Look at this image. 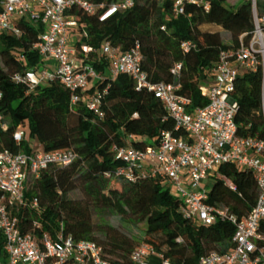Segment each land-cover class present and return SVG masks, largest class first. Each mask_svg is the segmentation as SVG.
I'll return each instance as SVG.
<instances>
[{"label": "trees", "instance_id": "16d2710c", "mask_svg": "<svg viewBox=\"0 0 264 264\" xmlns=\"http://www.w3.org/2000/svg\"><path fill=\"white\" fill-rule=\"evenodd\" d=\"M3 1L0 0V12ZM94 1L110 4L116 0ZM208 1V10L202 4L185 3L184 11L176 14L175 0H135L133 7L104 22L77 7L68 14L76 16L79 22L72 29L82 35L76 42L78 48L85 43L99 49L104 41L122 51L139 45L148 79L153 83L181 84L178 92L191 99L190 108H196L207 104L200 84L212 76L211 67L218 62L221 52L237 49L240 36L247 33V42L253 30L251 0H245L235 10L227 6L229 0ZM16 23L22 31L19 37L0 34V149L30 151V141L35 139L45 152L72 149L77 154L68 165L52 164L41 171L40 177L28 176V205L17 211L21 230L38 236H54L62 230L76 240H93L104 247L113 264H132V252L142 244L176 264H198L210 252L231 250L235 246V226L221 220L204 224L185 216L181 212L182 201L165 176L146 175L130 181L116 175L122 162L116 159L115 145L144 148L162 131L183 134L176 129L162 101L147 88L138 89L127 74L112 79L110 64L99 53L91 54L88 62L104 77L91 79L81 95L87 98L97 91L103 116L92 112L84 99L71 106V91L58 81L47 82L28 93L29 87L16 83L13 75L40 69L43 59L32 46L45 28L29 17L16 19ZM206 26H215L216 30L205 29ZM83 29L88 36L83 35ZM223 31L228 35L227 41L223 40ZM186 41L196 47L184 51L182 44ZM177 64H182L179 76L172 73ZM262 78L261 70L246 73L238 80L236 91L240 103L238 118L252 123L248 134L257 137H264L259 114ZM26 123L29 136L18 145L14 133ZM2 124L8 128L4 130ZM217 172L231 180L236 190L222 179L213 178L208 203L224 204L239 217L247 215L258 196L254 173L230 164L221 165ZM75 191L80 192V197H71ZM33 198H38L39 207L31 209ZM107 213L145 223L144 237L132 238L111 224L95 222L94 215L101 218ZM6 260L5 238L0 230V261Z\"/></svg>", "mask_w": 264, "mask_h": 264}, {"label": "built area", "instance_id": "2783aa9c", "mask_svg": "<svg viewBox=\"0 0 264 264\" xmlns=\"http://www.w3.org/2000/svg\"><path fill=\"white\" fill-rule=\"evenodd\" d=\"M185 3H198L210 8L208 0H175L176 14L184 11ZM135 0H116L110 4L94 0H4L0 12V34L19 37L21 29L16 19L29 17L35 23H42L45 30L33 44L43 63L51 59L55 68L28 69L17 72L13 80L26 84L29 92L51 81H58L71 91L70 105L76 106L81 100L87 107L103 116L100 109L101 95L95 91L87 98L81 92L87 90L91 79H102L88 62L91 54L99 53L109 62V76L113 79L124 73L137 84V88H147L165 105L182 135L165 130L144 148L115 145L116 159L122 162L116 175L130 181L141 176H165L176 195L182 201L181 212L196 218L204 224L217 220L229 221L235 226L233 241L235 246L224 253L213 251L199 260L198 264H264V137L248 134L252 123L239 120L240 103L236 97L238 80L246 73L262 71L261 109L259 111L264 126V0H251L253 30L246 42L244 33L240 36L237 49L223 50L218 62L211 67L212 76L200 84L207 104L190 108L191 99L178 91L181 84L158 82L148 79L143 70V57L139 45L129 51L104 41L99 49L83 43L79 48L72 46L70 31L79 26L76 16L68 11L77 7L95 15L101 22L119 11L133 7ZM83 35L88 36L85 29ZM196 47L186 41L182 44L188 52ZM182 64H177L172 73L179 76ZM3 92L0 88V104ZM0 123L3 114L0 110ZM6 130L7 125L2 124ZM21 145L27 133L19 128L13 136ZM30 151L0 149V230L5 238L7 260L0 264H113L99 243L81 239L59 231L52 236H40L21 230L17 211L27 206L26 188L30 174L40 177L41 171L52 164L68 165L77 154L72 149L45 152L38 143L30 141ZM223 164L234 165L254 173L258 196L251 211L239 217L231 213L224 204H209L210 189L205 185L211 178L222 179L232 190L235 184L224 174L217 172ZM31 209L39 207L38 198L29 204ZM36 223V222H34ZM63 227V224H62ZM63 229V228H62ZM157 254L152 247L142 244L131 254L132 264H152L151 256ZM158 264H176L161 254Z\"/></svg>", "mask_w": 264, "mask_h": 264}, {"label": "rangeland", "instance_id": "374dc122", "mask_svg": "<svg viewBox=\"0 0 264 264\" xmlns=\"http://www.w3.org/2000/svg\"><path fill=\"white\" fill-rule=\"evenodd\" d=\"M244 1L245 0H229V2L227 3V6L230 9L235 10L240 5H242L244 3ZM204 28L208 29V30H216L215 26H206ZM222 36H223V40H225V41L228 40V35L224 31L222 32ZM77 37L79 39H82L81 33L78 32ZM72 46H74L75 48H78V45L76 43H72ZM2 49H3V45L0 42V51ZM0 65H1V61H0ZM20 129L24 130L27 133V136H29L28 123H26L25 125H20ZM32 141H36V140L32 139ZM212 177L209 178L205 183V185L208 187V189H211L213 184H214ZM172 190L175 193V190L173 188H172ZM80 195L81 194L78 191L71 193V197H73V198L80 197ZM94 220H95V222H102V223L111 224L115 228H117L119 231L123 232L124 234H126L129 237H132V238L134 237L137 239H142L144 237L146 224L145 223H135L133 221V219L129 218L128 216H121L118 214L107 213L105 216H103L101 218L98 217L97 215H94ZM155 255H157V254H155Z\"/></svg>", "mask_w": 264, "mask_h": 264}, {"label": "crops", "instance_id": "0c3cea01", "mask_svg": "<svg viewBox=\"0 0 264 264\" xmlns=\"http://www.w3.org/2000/svg\"><path fill=\"white\" fill-rule=\"evenodd\" d=\"M70 33H71V35H72V39L74 40H79V38L77 37V34L78 33H74V32H72V30L70 31ZM75 42V41H74ZM73 42V43H74ZM55 66H56V64H55V61L54 60H51V59H48V60H46L45 61V63L44 64H42V66L40 67V69L41 68H50V69H53V68H55ZM150 261H151V263L152 264H158V262H159V258L157 257V256H151V258H150Z\"/></svg>", "mask_w": 264, "mask_h": 264}]
</instances>
